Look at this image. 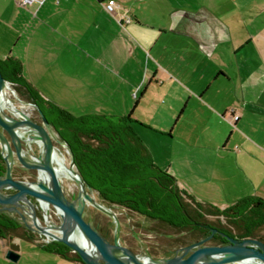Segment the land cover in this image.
Instances as JSON below:
<instances>
[{
    "label": "crops",
    "instance_id": "1",
    "mask_svg": "<svg viewBox=\"0 0 264 264\" xmlns=\"http://www.w3.org/2000/svg\"><path fill=\"white\" fill-rule=\"evenodd\" d=\"M107 1L0 0V61L17 60L21 78L74 117L131 114L166 147L176 140L162 169L196 201L225 209L243 197L264 200V39L247 36L245 15L232 22L209 11L239 10L238 0H113L112 14ZM152 97L154 106L145 103ZM167 98L174 106H162ZM27 244L34 264H79ZM13 245L20 260L23 245ZM7 250L0 241V264L12 263Z\"/></svg>",
    "mask_w": 264,
    "mask_h": 264
},
{
    "label": "trees",
    "instance_id": "2",
    "mask_svg": "<svg viewBox=\"0 0 264 264\" xmlns=\"http://www.w3.org/2000/svg\"><path fill=\"white\" fill-rule=\"evenodd\" d=\"M0 73L19 98L33 103L43 113L67 144L74 169L100 204L113 213L120 211L121 216L124 215L132 223V215L142 218L148 224L147 232L174 231L175 235L166 231L170 242L162 245L163 249L159 252L152 253L145 246L151 257H170L176 250L208 237L213 229L216 233L206 245L224 244L225 239L219 233L239 240L256 239L264 244L263 199L243 197L225 209L198 202L177 186L171 174L153 162L135 132L137 127L143 126L131 114L74 117L47 101L23 80L17 60L0 61ZM35 116L38 117L36 112ZM4 172L5 164L0 155V176ZM117 219L121 233V222L119 217ZM13 240L35 243L47 254L82 264L78 255L67 246L58 242L40 243L33 231L11 215L0 212V241L8 244V249L16 251ZM137 240L143 243V240Z\"/></svg>",
    "mask_w": 264,
    "mask_h": 264
},
{
    "label": "water",
    "instance_id": "3",
    "mask_svg": "<svg viewBox=\"0 0 264 264\" xmlns=\"http://www.w3.org/2000/svg\"><path fill=\"white\" fill-rule=\"evenodd\" d=\"M11 97L15 100L12 101ZM32 108L38 115L33 120L27 111ZM58 145L69 154V177L76 192L68 198L56 172L54 157ZM0 154L5 172L0 176V212L17 215L24 226L51 242L62 243L75 252L82 264H264V244L256 239H237L219 233L225 239L221 245H206L207 240L191 243L174 252L171 257L153 259L147 253L135 254L120 243V223L116 215L98 203L74 169L72 155L67 144L54 132L43 113L30 102L18 98L17 93L0 73ZM14 165L21 171H34L33 180L16 179L12 175ZM52 208L58 216L57 223H49L48 211L42 223L36 208ZM93 207L111 219L113 240L100 236L92 219L86 213ZM76 238L81 240L78 243ZM5 258L13 263L19 255L7 250Z\"/></svg>",
    "mask_w": 264,
    "mask_h": 264
},
{
    "label": "rangeland",
    "instance_id": "4",
    "mask_svg": "<svg viewBox=\"0 0 264 264\" xmlns=\"http://www.w3.org/2000/svg\"><path fill=\"white\" fill-rule=\"evenodd\" d=\"M238 2H239L238 5L240 6V7H238L239 10L237 8H233L232 6L227 7L226 9H221L219 7L218 8L215 7V5H214V6L209 7V11L214 16H219L222 14L230 15L232 22L234 21V17H235V19H238L239 16L245 15L246 19H247L246 20L247 36H249V38L251 37L252 40H255L256 35H260L264 39V0H244V1L238 0ZM197 12L203 13L205 11H204V9L200 8ZM219 20L223 23L222 26H224V24H229V26L232 24V22H230V23L224 22L223 19H219ZM251 24L255 25V27L250 26ZM252 40L248 39L247 41L250 43V42H252ZM220 41H222V40H220ZM213 42H214L213 44H218V39H213ZM222 42H225V41H222ZM219 46H223V45L220 44ZM263 47H264V45H263ZM261 93H263V97H264V83L262 84ZM17 96H18V94H17ZM11 99H12V101H14V99L12 97H11ZM145 103H147L148 105L152 104L154 106L156 104V100L154 97H152L151 100H149L147 98ZM160 103L162 104V106H174V104H175L174 102H170L169 98H167L166 101H165V99L164 100L160 99ZM184 104L185 103L182 102L181 109L184 106ZM179 112H180V110L177 111V115L179 114ZM139 116H140V118H142V114H140ZM154 118H155L154 120L156 122L162 120V117H161L160 113H158V112L155 114ZM175 118H176V115H173L171 117V126H175ZM137 122H139V121H137ZM142 126L145 128H143V127H137V128L142 130L140 133L145 134L147 139H145V141H142V140L141 141L143 142V144L147 148H149V150H152V152L156 158V161H155L156 165L161 169L162 168L166 169L167 166L170 165L169 164L170 160L173 159V152L172 151H174L176 140L173 139L172 142H170L173 144V146H167L166 147L164 142H163L166 139L164 136H161L159 134V132H156L153 130H148L146 128V125L145 126L142 125ZM218 128H221V127L219 126ZM221 130H222V128L219 129V132ZM203 136H205V138L207 137V135H203ZM57 147H58L59 151L64 154L66 165L69 167L70 157H69V154L66 152V148L60 147V145H58ZM62 186H63V189L67 195H69V194L71 195V193H73L74 190L76 191V186H75L73 181L63 180ZM93 196H94L95 200L99 203V201H98V199L94 193H93ZM87 211H89V213L92 216H94V220L96 222H98L101 225V227H103L104 229H106L108 231L107 232L108 237H109V239H112L113 223L111 222V219H109L107 216L100 213L99 211H97L96 209H94L91 206H89L87 208ZM48 213L51 216L49 218V221L50 222H56L57 218H56V216L53 215L52 208H50ZM114 213L116 214L117 217H119L120 222H121L120 243L122 245L131 246L132 250L134 252H137V253L140 251L143 252V249L145 248V246H148L149 250L152 253L155 251L157 253L163 249L162 245L168 244L170 242L167 239L166 233L168 232L170 234L175 235L174 231H168L167 229L165 231H161L160 233L159 232H156V233L147 232L146 228H147L148 224L142 218L135 216V215H132L131 216V219L133 220V223H132L130 220H127V218H125L124 215L121 216L120 211L117 210ZM137 239L143 240L142 246L139 247L138 245H136ZM18 241L20 242V245H23V249H21V247H20L21 251H19V252H21L22 257L16 263L12 262L11 264H34L33 261L30 262V260L28 259L29 253L27 251V247H30L29 244H27V242H25V241H21V240H18ZM13 242H14V240H13ZM6 246H7V248H9L8 244ZM145 253L150 255L149 251H147L146 249H145ZM18 255H20V253H18ZM152 258L153 259H162V257H152Z\"/></svg>",
    "mask_w": 264,
    "mask_h": 264
},
{
    "label": "flooded vegetation",
    "instance_id": "5",
    "mask_svg": "<svg viewBox=\"0 0 264 264\" xmlns=\"http://www.w3.org/2000/svg\"><path fill=\"white\" fill-rule=\"evenodd\" d=\"M12 86V85H11ZM14 89V88H13ZM16 92V91H15ZM18 98H19V96H18ZM19 99H21V98H19ZM21 100H23V99H21ZM23 101H25V100H23ZM13 102H15V100L13 101ZM25 102H27V101H25ZM31 103V102H30ZM34 110V109H33ZM35 111V110H34ZM37 114V113H36ZM38 116V115H37ZM34 120H38V117H36L35 116V119ZM53 129V128H52ZM54 130V129H53ZM54 132H55V130H54ZM56 133V132H55ZM57 134V133H56ZM57 136H58V134H57ZM58 138L61 140V138L58 136ZM61 141H63V140H61ZM61 147V146H60ZM58 152H60L59 151V149L57 150ZM1 155V154H0ZM2 157V156H1ZM64 158H65V156H64ZM65 165H66V162H65ZM14 166H16V165H14ZM67 166V165H66ZM19 171H21L20 169H19ZM22 173H25V175H20V173L19 172H17V173H15V170H14V167H13V170H12V175H13V177L14 178H16V179H22V180H33L34 179V176H35V172L34 171H21ZM21 173V174H22ZM18 174V175H17ZM23 178H25V179H23ZM65 192V191H64ZM76 191L74 190V192L73 193H75ZM67 195V194H66ZM67 197L69 198L70 197V194L69 195H67ZM88 208V207H87ZM87 208H86V213H88L89 215H90V217H91V219H92V222H93V226L94 227H96V229H97V231H98V233L100 234V236L102 237V238H104L106 241H108V242H112V240H113V234H112V239H109V237H108V231L106 230V229H104L103 227H101V225L98 223V222H96L95 220H94V216H92L90 213H89V211H87ZM50 210V208L48 209V211ZM98 211V210H97ZM52 212H53V215L54 216H56V218H57V221L56 222H50L49 221V223H57L58 222V216H57V214H55L54 213V211H53V209H52ZM6 214H9V215H11L17 222H19L20 224H22L23 226H24V224L21 222V220H20V218L17 216V215H15V214H11V213H7V212H5ZM101 213V212H100ZM36 215H37V217H38V219H39V221L42 223V217L43 216H46V212L44 211V210H41V209H39L38 207L36 208ZM106 216V215H105ZM51 216H50V214L48 213V218H50ZM110 219V218H109ZM112 222V221H111ZM25 227V226H24ZM34 232V231H33ZM35 234L37 235V237H38V241L40 242V243H42V239H43V236L42 235H40V234H38V233H36L35 232ZM211 234V233H210ZM119 238H120V234H119ZM207 238V237H206ZM226 242V241H225ZM43 244V243H42ZM136 245H138L139 247L140 246H142V243L141 242H139V240H136ZM123 246H125V247H127L128 249H130L132 252H134L133 250H132V247L131 246H126V245H123ZM145 249L146 248H144L143 249V252H134L135 254H141V253H145ZM174 254V253H173ZM172 254V255H173ZM171 255V256H172ZM170 256V257H171Z\"/></svg>",
    "mask_w": 264,
    "mask_h": 264
},
{
    "label": "bare ground",
    "instance_id": "6",
    "mask_svg": "<svg viewBox=\"0 0 264 264\" xmlns=\"http://www.w3.org/2000/svg\"><path fill=\"white\" fill-rule=\"evenodd\" d=\"M54 161L57 164L56 165V172L58 174V178H59L60 182L62 183L63 180L72 181V179L69 177V170H68L69 168H68V166L65 165L64 154L62 152L56 151ZM43 210L45 212L48 211L45 205H43ZM76 240L78 241V243H81V240L79 238H76ZM240 264H250V263L249 262H242Z\"/></svg>",
    "mask_w": 264,
    "mask_h": 264
},
{
    "label": "built area",
    "instance_id": "7",
    "mask_svg": "<svg viewBox=\"0 0 264 264\" xmlns=\"http://www.w3.org/2000/svg\"><path fill=\"white\" fill-rule=\"evenodd\" d=\"M32 0H18V4L21 6V7H25L26 5H29L31 4ZM117 8V5L116 3L113 1V0H108L106 3H105V6H104V9L107 13L109 14H112L115 12V9ZM237 116H232L231 118V121L232 123L234 121L237 120ZM43 244H48V243H51V239L48 238V237H43V239L41 240Z\"/></svg>",
    "mask_w": 264,
    "mask_h": 264
}]
</instances>
